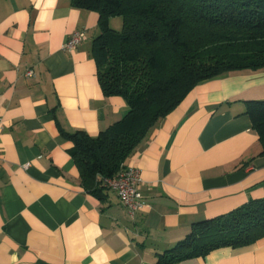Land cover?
<instances>
[{
	"label": "crops",
	"instance_id": "0c3cea01",
	"mask_svg": "<svg viewBox=\"0 0 264 264\" xmlns=\"http://www.w3.org/2000/svg\"><path fill=\"white\" fill-rule=\"evenodd\" d=\"M78 30L88 38L66 50ZM99 33V13L71 0H0V264H157L194 222L264 198L245 113L264 100V68L200 82L152 128L127 160L142 178L134 215L113 189L86 192L58 124L97 136L129 111L100 85ZM176 264H264V238Z\"/></svg>",
	"mask_w": 264,
	"mask_h": 264
},
{
	"label": "trees",
	"instance_id": "16d2710c",
	"mask_svg": "<svg viewBox=\"0 0 264 264\" xmlns=\"http://www.w3.org/2000/svg\"><path fill=\"white\" fill-rule=\"evenodd\" d=\"M99 13L92 56L106 96L129 106L120 120L91 136L65 130L85 191L104 199V180L128 158L200 82L244 69L264 68V0H71ZM123 18L121 30L113 17ZM264 155V100L245 101ZM264 238V198L196 221L184 238L157 253V264L206 256L220 247H243Z\"/></svg>",
	"mask_w": 264,
	"mask_h": 264
},
{
	"label": "built area",
	"instance_id": "2783aa9c",
	"mask_svg": "<svg viewBox=\"0 0 264 264\" xmlns=\"http://www.w3.org/2000/svg\"><path fill=\"white\" fill-rule=\"evenodd\" d=\"M87 38L86 31L78 30L69 37L65 44V49L73 51ZM31 73L33 72L30 71ZM141 181L139 170L135 167L127 166L121 169L116 176L106 178L104 185L115 190L125 208L130 214L134 215L144 207L143 195L139 189Z\"/></svg>",
	"mask_w": 264,
	"mask_h": 264
},
{
	"label": "rangeland",
	"instance_id": "374dc122",
	"mask_svg": "<svg viewBox=\"0 0 264 264\" xmlns=\"http://www.w3.org/2000/svg\"><path fill=\"white\" fill-rule=\"evenodd\" d=\"M116 18H117V20H119L121 22V26H120V29H119V30H121L122 27H123V18L121 16H118ZM112 26L115 27V24L113 23Z\"/></svg>",
	"mask_w": 264,
	"mask_h": 264
}]
</instances>
